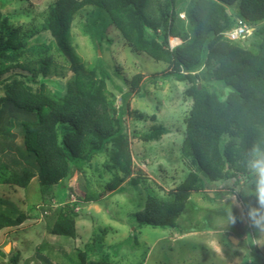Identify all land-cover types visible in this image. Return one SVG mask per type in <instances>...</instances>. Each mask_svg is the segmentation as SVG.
<instances>
[{"label":"trees","instance_id":"trees-1","mask_svg":"<svg viewBox=\"0 0 264 264\" xmlns=\"http://www.w3.org/2000/svg\"><path fill=\"white\" fill-rule=\"evenodd\" d=\"M86 7L105 14L96 12L84 31L93 36L97 49L104 39L111 42L107 35L111 29L129 49L166 65L146 79L136 74L130 82L133 95H140L144 84L157 78L174 79L186 86L184 98L190 101L180 148L190 171L165 195L149 191L143 209L131 214L136 228H176L190 196L203 192L207 185H218L221 191L246 201L249 189L239 190L240 175L252 189L251 209H258L253 218L264 215L255 179L247 169L252 145L264 142V0H55L40 27L31 30L8 29L0 11V168L4 169L0 183L26 189L36 178L43 203L38 211L48 222L47 230L73 239L74 208L80 201L69 199L68 181L93 157L108 153L104 167L121 174L105 185L99 200L146 181L143 171L132 163L130 137L149 142L164 130L153 127L145 134L130 133L125 124L130 115L125 99L130 92L122 96L124 106L117 111L112 95L90 90L94 71L76 53L71 36L74 19ZM238 22L253 26L258 34L255 45L224 36ZM43 32L52 38L48 43L42 39ZM173 37L181 43L170 48ZM54 56L62 58L63 64ZM67 72L73 76L63 93L48 88V83L65 78ZM215 82L231 89L224 100ZM12 119L20 122L24 149L10 158L12 169L8 170L1 162L8 154L4 155L2 141L11 138L6 131ZM29 218L0 199V231L18 227ZM100 237L95 236V245L77 251L69 264H113L105 254L96 261L89 259V252L102 251ZM11 262L16 263V258Z\"/></svg>","mask_w":264,"mask_h":264},{"label":"rangeland","instance_id":"rangeland-1","mask_svg":"<svg viewBox=\"0 0 264 264\" xmlns=\"http://www.w3.org/2000/svg\"><path fill=\"white\" fill-rule=\"evenodd\" d=\"M54 2L0 0V11L7 18L8 29L21 26L31 30L40 27L48 6ZM230 10L236 11L234 8ZM96 12L103 13L97 8L86 7L74 19L72 45L86 68L94 71L95 75L89 82L93 87L90 90L96 88L112 95L117 111L124 106L122 96L130 92L125 99L130 114L125 124L130 133L145 134L153 127L164 130L158 139L149 142L130 137L132 163L134 168L143 171L142 178L146 181L137 186L128 185L124 192L99 200L105 185L114 175L121 174L104 167L108 153L93 157L82 172H75L68 181L72 188L69 199L80 201L74 208L77 218L73 239L54 236L47 230L48 222L38 211L43 203L36 178L26 189L0 183V199L30 217L18 227L0 231V251H3L0 253V264H13L11 258H16L14 264H69L76 259L77 251L95 245V236L98 235L101 236L102 251L89 252L91 261L105 254L113 264H264V215L250 217L252 189L241 175L238 176L239 190L249 189L248 200L221 191L218 185H207L203 192L190 196L176 228H136L131 214L143 209L149 191L165 195L178 186L190 171L180 152L185 130L183 120L189 111L190 101L184 98L186 86L174 79L157 78L155 82L144 84L140 95H133L130 82L136 74H142L146 79L163 71L166 65L129 49L119 39L118 33L111 29L107 33L111 42L104 39L97 49L93 36L84 34ZM41 36L47 43L52 40L48 32H43ZM257 37L258 34L252 31L245 41L255 45ZM170 44L175 45L173 40ZM54 60L63 64L62 58L54 56ZM71 76L73 74L67 72L65 78H55L47 86L56 94H61ZM213 86L221 100L231 90L220 82L213 83ZM2 94L0 90V97ZM9 123L6 132L11 138L2 141L4 155L8 154L1 161L8 170L12 169L10 158L18 157V150L24 149L20 122L12 119ZM107 149L110 151L111 146ZM1 171L4 172V169L0 168ZM85 195L96 201L86 200ZM7 206L3 207L9 208ZM229 236L237 242L232 243Z\"/></svg>","mask_w":264,"mask_h":264},{"label":"clouds","instance_id":"clouds-1","mask_svg":"<svg viewBox=\"0 0 264 264\" xmlns=\"http://www.w3.org/2000/svg\"><path fill=\"white\" fill-rule=\"evenodd\" d=\"M245 25L248 27L249 32L245 34L243 38L232 40L227 37V33L230 32L236 25L231 30L225 32L224 36L232 41L245 40L246 36L250 35L254 30L253 26H249L247 24ZM172 39L178 40V44H175L174 47L178 46L181 43V40L179 38L173 37L169 40V46H170V41ZM247 169L249 171V174L255 179V190L257 194L258 203L264 205V142H258L252 145L248 153ZM257 212L258 209H250L249 210L250 217H254ZM233 222L235 221L233 220Z\"/></svg>","mask_w":264,"mask_h":264},{"label":"built area","instance_id":"built-area-1","mask_svg":"<svg viewBox=\"0 0 264 264\" xmlns=\"http://www.w3.org/2000/svg\"><path fill=\"white\" fill-rule=\"evenodd\" d=\"M248 32H249L248 27L245 24L239 22L230 32L227 33V37L232 40L240 39L243 38L245 34H247ZM173 47L174 45L170 44V48Z\"/></svg>","mask_w":264,"mask_h":264},{"label":"water","instance_id":"water-1","mask_svg":"<svg viewBox=\"0 0 264 264\" xmlns=\"http://www.w3.org/2000/svg\"><path fill=\"white\" fill-rule=\"evenodd\" d=\"M229 239H230V241L232 242V243H235V242H237V239H235V238H233V237H229ZM4 250L6 251V247L4 248Z\"/></svg>","mask_w":264,"mask_h":264}]
</instances>
